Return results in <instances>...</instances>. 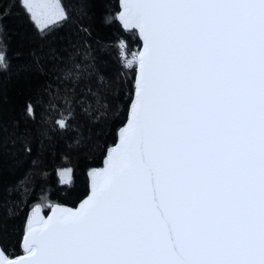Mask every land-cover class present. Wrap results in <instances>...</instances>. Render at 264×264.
I'll use <instances>...</instances> for the list:
<instances>
[{
  "label": "snow or ice",
  "instance_id": "obj_1",
  "mask_svg": "<svg viewBox=\"0 0 264 264\" xmlns=\"http://www.w3.org/2000/svg\"><path fill=\"white\" fill-rule=\"evenodd\" d=\"M0 75V264H264V0H0Z\"/></svg>",
  "mask_w": 264,
  "mask_h": 264
},
{
  "label": "trees",
  "instance_id": "obj_2",
  "mask_svg": "<svg viewBox=\"0 0 264 264\" xmlns=\"http://www.w3.org/2000/svg\"><path fill=\"white\" fill-rule=\"evenodd\" d=\"M103 39V37H102ZM104 59H108L109 63L111 65V71L114 72L116 65L115 61L109 59V57L105 54H101ZM25 85L23 81H21L19 78L15 76L11 77H5L3 75H0V88H3L8 96V104L6 107H13L16 109V111H19V97L16 95L17 89L23 88ZM12 164V161L5 156L2 160H0V167L4 169V175L7 178H12L15 175H18L14 172V170L10 167Z\"/></svg>",
  "mask_w": 264,
  "mask_h": 264
}]
</instances>
